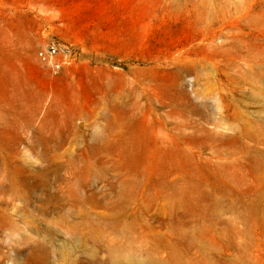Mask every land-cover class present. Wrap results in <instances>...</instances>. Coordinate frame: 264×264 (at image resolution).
<instances>
[{"label":"rangeland","instance_id":"rangeland-1","mask_svg":"<svg viewBox=\"0 0 264 264\" xmlns=\"http://www.w3.org/2000/svg\"><path fill=\"white\" fill-rule=\"evenodd\" d=\"M59 1L0 0V264H264V0H124L54 75Z\"/></svg>","mask_w":264,"mask_h":264},{"label":"crops","instance_id":"crops-1","mask_svg":"<svg viewBox=\"0 0 264 264\" xmlns=\"http://www.w3.org/2000/svg\"><path fill=\"white\" fill-rule=\"evenodd\" d=\"M123 3L124 0H60L55 25L60 47L96 51L97 46L81 44L112 42L113 30L120 33L123 26ZM35 52L36 49H17L13 57L20 60Z\"/></svg>","mask_w":264,"mask_h":264},{"label":"built area","instance_id":"built-area-1","mask_svg":"<svg viewBox=\"0 0 264 264\" xmlns=\"http://www.w3.org/2000/svg\"><path fill=\"white\" fill-rule=\"evenodd\" d=\"M61 52L60 45L53 43L38 52V62L43 67L48 68L54 75H58L64 66V63L59 59Z\"/></svg>","mask_w":264,"mask_h":264}]
</instances>
